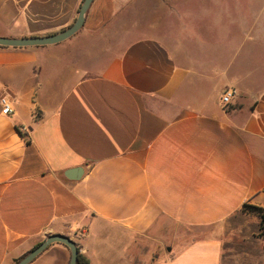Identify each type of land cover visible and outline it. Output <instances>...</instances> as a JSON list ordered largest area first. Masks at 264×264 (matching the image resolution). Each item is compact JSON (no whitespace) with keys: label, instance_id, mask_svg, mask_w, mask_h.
<instances>
[{"label":"crops","instance_id":"0c3cea01","mask_svg":"<svg viewBox=\"0 0 264 264\" xmlns=\"http://www.w3.org/2000/svg\"><path fill=\"white\" fill-rule=\"evenodd\" d=\"M83 1L0 0V37L58 34ZM113 8L60 44L0 46V264L57 234L90 264H264L263 21L125 44ZM70 259L56 243L31 264Z\"/></svg>","mask_w":264,"mask_h":264},{"label":"rangeland","instance_id":"374dc122","mask_svg":"<svg viewBox=\"0 0 264 264\" xmlns=\"http://www.w3.org/2000/svg\"><path fill=\"white\" fill-rule=\"evenodd\" d=\"M106 1L111 2L114 13L110 14L104 30L109 32L111 40L124 39L125 44L156 36L178 47L186 31L197 32L198 21L206 25L216 22L223 29L225 23L231 27L237 19L238 36H242V28L255 22L256 16L259 22L262 20L264 23V12L258 14L253 11L255 0ZM211 30V26H206V31Z\"/></svg>","mask_w":264,"mask_h":264},{"label":"water","instance_id":"95a60500","mask_svg":"<svg viewBox=\"0 0 264 264\" xmlns=\"http://www.w3.org/2000/svg\"><path fill=\"white\" fill-rule=\"evenodd\" d=\"M95 0H84L76 21L69 28L64 31L50 36L44 37H27V38H7L0 37V46L5 47H40V46H51L60 44L74 35H76L84 26L86 22V16L91 9ZM81 168L73 169L69 173H73L76 177H71L68 173L66 176L69 179H78L82 173ZM63 244L67 246L71 251V259L69 264H77L80 250L78 245L69 237L64 235H50L44 241L37 244L22 258H20L16 264H31L34 262L44 251H46L53 244Z\"/></svg>","mask_w":264,"mask_h":264},{"label":"built area","instance_id":"2783aa9c","mask_svg":"<svg viewBox=\"0 0 264 264\" xmlns=\"http://www.w3.org/2000/svg\"><path fill=\"white\" fill-rule=\"evenodd\" d=\"M234 95H235V91L233 90L227 89L226 91H224L222 98H221L222 104L224 106L229 105ZM0 102L3 107L2 113L4 115H9L13 112L12 103L7 98H1Z\"/></svg>","mask_w":264,"mask_h":264},{"label":"trees","instance_id":"16d2710c","mask_svg":"<svg viewBox=\"0 0 264 264\" xmlns=\"http://www.w3.org/2000/svg\"><path fill=\"white\" fill-rule=\"evenodd\" d=\"M29 143V142H28ZM248 209L252 210V211H257V212H260L262 213L263 212V209L261 208H257V207H252V206H246ZM261 228H262V234L264 236V214H263V217H262V223H261ZM17 262V261H16ZM77 264H90L89 260L84 257L83 255H81L79 253V257H78V262Z\"/></svg>","mask_w":264,"mask_h":264}]
</instances>
